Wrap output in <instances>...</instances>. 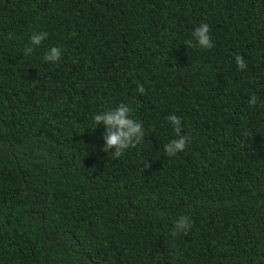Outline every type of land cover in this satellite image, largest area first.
Returning <instances> with one entry per match:
<instances>
[{"label":"trees","instance_id":"16d2710c","mask_svg":"<svg viewBox=\"0 0 264 264\" xmlns=\"http://www.w3.org/2000/svg\"><path fill=\"white\" fill-rule=\"evenodd\" d=\"M121 102L116 158L92 115ZM0 264H264V0H0Z\"/></svg>","mask_w":264,"mask_h":264},{"label":"clouds","instance_id":"9594fccd","mask_svg":"<svg viewBox=\"0 0 264 264\" xmlns=\"http://www.w3.org/2000/svg\"><path fill=\"white\" fill-rule=\"evenodd\" d=\"M9 33V37H11ZM48 37V32H33L30 36V45L23 50L24 55H31L36 47H39ZM195 41L184 42L187 46H194L203 49H210L213 41L210 35V27L207 23H202L195 27L192 32ZM61 57V48L58 46H50L43 55L45 62L55 63ZM235 62L240 69H246L247 63L243 56L236 55ZM140 94L145 92L143 85L137 86ZM249 104L256 105L257 97L255 95L249 97ZM134 109L131 104L121 102L114 107L106 108L102 111L93 113L92 123L96 126L103 125V145L102 151L108 153L111 157H120L128 149L140 144L145 137V129L142 122L133 116ZM166 119L172 126L175 138L169 140L164 145V152L169 157H174L178 153L185 150L188 137L181 134V118L175 114H169ZM91 127V128H95ZM193 221L188 215H181L174 221V230L176 234L187 232L192 228Z\"/></svg>","mask_w":264,"mask_h":264}]
</instances>
